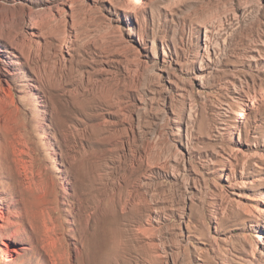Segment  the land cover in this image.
I'll use <instances>...</instances> for the list:
<instances>
[{"label": "rangeland", "instance_id": "1", "mask_svg": "<svg viewBox=\"0 0 264 264\" xmlns=\"http://www.w3.org/2000/svg\"><path fill=\"white\" fill-rule=\"evenodd\" d=\"M133 1L0 0V264H264V0Z\"/></svg>", "mask_w": 264, "mask_h": 264}, {"label": "bare ground", "instance_id": "2", "mask_svg": "<svg viewBox=\"0 0 264 264\" xmlns=\"http://www.w3.org/2000/svg\"><path fill=\"white\" fill-rule=\"evenodd\" d=\"M133 3L134 4L132 6L130 5V7H132V8H138V7H140L144 3V0H134ZM240 103L241 104L237 105V107L239 109L237 115H238V118L239 119H243V118L246 117V112L247 111H249L251 109H254V107L256 105V101L252 98L250 100V102H247V103L240 102Z\"/></svg>", "mask_w": 264, "mask_h": 264}]
</instances>
